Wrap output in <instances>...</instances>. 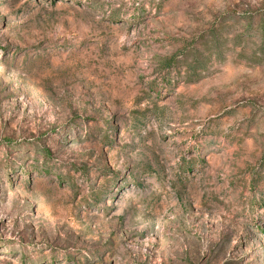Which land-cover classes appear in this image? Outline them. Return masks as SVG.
Returning <instances> with one entry per match:
<instances>
[{
  "label": "rangeland",
  "instance_id": "obj_1",
  "mask_svg": "<svg viewBox=\"0 0 264 264\" xmlns=\"http://www.w3.org/2000/svg\"><path fill=\"white\" fill-rule=\"evenodd\" d=\"M0 264H264V0H0Z\"/></svg>",
  "mask_w": 264,
  "mask_h": 264
}]
</instances>
